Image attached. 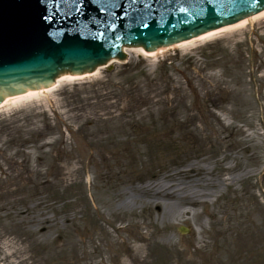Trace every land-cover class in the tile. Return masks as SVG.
Instances as JSON below:
<instances>
[{
  "label": "rangeland",
  "instance_id": "1",
  "mask_svg": "<svg viewBox=\"0 0 264 264\" xmlns=\"http://www.w3.org/2000/svg\"><path fill=\"white\" fill-rule=\"evenodd\" d=\"M127 61L0 108V264H264V16ZM199 155L241 181L174 231L118 209L116 187Z\"/></svg>",
  "mask_w": 264,
  "mask_h": 264
},
{
  "label": "water",
  "instance_id": "2",
  "mask_svg": "<svg viewBox=\"0 0 264 264\" xmlns=\"http://www.w3.org/2000/svg\"><path fill=\"white\" fill-rule=\"evenodd\" d=\"M263 11L264 0H0V103L122 59L123 46L155 51Z\"/></svg>",
  "mask_w": 264,
  "mask_h": 264
},
{
  "label": "bare ground",
  "instance_id": "3",
  "mask_svg": "<svg viewBox=\"0 0 264 264\" xmlns=\"http://www.w3.org/2000/svg\"><path fill=\"white\" fill-rule=\"evenodd\" d=\"M264 11L260 13H254L250 17L238 21L237 23L231 24L229 26L221 27L200 36L193 37L191 39L183 40L174 44V46L162 48L158 51H145L143 48H131L130 46H125V50L128 54L131 50H140L145 55L153 57L157 56L159 53H163L166 50L179 47L185 44H191L210 36L218 34L220 32L234 29L237 27H244V25L251 24L255 19L263 17ZM115 61V60H113ZM100 69V68H99ZM99 69L93 74L84 75H70L64 74L57 79V83L54 87L46 89H35L30 92L23 93L19 96H14L6 99L0 108L8 106L24 98H30L43 93H48L56 89L62 82L66 80H78L90 77L98 73ZM197 161L189 160V163L185 167H180L179 165L171 167L166 170V172L161 171L160 174L155 175L153 178H157L153 181L145 182V184L136 185L135 182H131L129 187H116L115 194L120 196V206L118 209L125 208L126 205L132 200L135 204L139 202V206L144 205L145 207H154L161 215V220L163 221V229L166 231H174L175 224H177L176 219H182V216L189 217L192 214L191 206H196L208 201V197L213 195H218V191L222 190L220 184L226 187L233 186L238 181H241L240 172H236L233 167L223 168L221 173L214 172L212 169H205L201 166L204 161L202 155H199ZM228 173L229 176H224ZM130 192V195H129ZM201 198V199H200ZM135 206V205H134ZM181 208L180 212L178 208ZM134 216H138L137 212H134ZM179 215V217H178ZM120 221L126 220L125 217H120ZM166 220V221H164ZM202 228L204 229V224L200 222ZM124 227V226H122ZM121 228V226H118ZM166 236V234H164ZM167 241L172 242L173 236H167Z\"/></svg>",
  "mask_w": 264,
  "mask_h": 264
}]
</instances>
